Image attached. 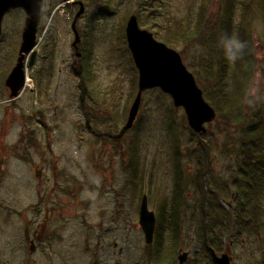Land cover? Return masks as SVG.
<instances>
[{
  "label": "rangeland",
  "instance_id": "rangeland-1",
  "mask_svg": "<svg viewBox=\"0 0 264 264\" xmlns=\"http://www.w3.org/2000/svg\"><path fill=\"white\" fill-rule=\"evenodd\" d=\"M80 1L85 10L76 25L80 59L72 46L75 37L71 28L79 8L63 0H46L37 59L32 67L27 59L26 87L15 100L10 99L5 80L17 62L25 14L13 9L3 18L0 264H158L147 258L150 253L139 225L142 198L147 196L149 210L161 222L175 195H181L179 207L182 204L185 222L180 229V247L173 253V242L162 245L171 251L165 264H177L179 250L193 253L202 229L199 180L204 170L197 174L189 156L179 159L177 152H191L193 133L184 111L175 108L171 97L159 89L142 95L131 130L116 143L106 141L125 125L138 92V71L125 28L129 17L135 15L141 29L180 54L185 49L181 37L195 27L200 13L217 20L218 8L229 0ZM230 1L235 26L231 34L242 30L246 35L250 30L252 40L257 70L247 93L256 108L264 110V27L258 22L264 0ZM153 5L157 12L150 10ZM207 51L211 54L210 72L205 69ZM218 56V49L212 52L203 45L190 49L187 60L182 61L196 80L199 74L206 87L215 89L221 73ZM238 64L239 60L234 65L227 61L230 71ZM209 74L215 77L208 78ZM235 87L241 97L242 82ZM217 107L225 119L227 108L222 104ZM219 125H208L204 138L210 174L216 180L227 178L230 167L228 162L223 164L225 136L219 133L225 130ZM129 156L138 162L141 181L128 167ZM176 164L183 180L181 194H175ZM226 196L229 198V193ZM226 221L238 219L230 214ZM221 240L223 243V237ZM170 251L164 252L170 255ZM228 254L231 264H259L264 256V231L259 238L251 236L245 245L234 246ZM191 257L195 261L196 257Z\"/></svg>",
  "mask_w": 264,
  "mask_h": 264
},
{
  "label": "trees",
  "instance_id": "trees-1",
  "mask_svg": "<svg viewBox=\"0 0 264 264\" xmlns=\"http://www.w3.org/2000/svg\"><path fill=\"white\" fill-rule=\"evenodd\" d=\"M150 10L157 12V7L153 5ZM233 15L234 5L229 0L222 8H218L217 20H214L213 16L205 18L203 13H200V18L195 27L184 33L181 37L185 49L180 52V55L184 62L187 60L188 53L192 48L195 50L196 47H202L204 45L207 49H211L212 52H215V49L219 50L218 61L221 66V73L219 75L220 79L216 83V88L206 87L204 81H202V76L199 74H197L196 81L203 91L204 99L216 109L217 116L215 122L213 121L212 124H221L223 130H225L223 133H219L225 136L224 154L226 158L223 164L226 162L230 164V167L227 168V178L220 177L219 180H216L210 174L209 147L204 141L206 132L199 138L198 134L192 131V138L189 141L190 145H193L191 152H177L179 159L184 155L191 157L192 163L197 167V174L201 170H204L199 180V210L203 218L202 229L198 234V241L192 246L193 252L197 251V255H192L196 259L189 264H213L212 252L215 254L222 252L223 243L221 239L223 236L227 237L230 241L238 242L242 246L243 242H246L251 236H255L260 232L258 228L253 230L247 228L245 224L244 227H241V225H243L246 213L250 215L252 225L253 221H259L261 216L259 210H255L252 206V201L253 198L260 197L264 193V110L257 109V104H254L252 97L247 93L251 80L254 78V72L257 70L254 63V54L251 45L252 40L249 37L250 30L248 34L245 32L246 35L242 30L237 32L238 37L246 41L248 47L244 57L239 60L237 68L233 71H230V67L227 66V60L219 45V40L224 34L232 35L231 30L234 26ZM258 22H261L260 24L264 27V12L258 17ZM251 25L254 26L255 24L250 23ZM144 27L146 28V26ZM153 27L155 28V25ZM164 42L172 45L168 39H165ZM210 58L211 54L207 51L205 69L209 72L212 69ZM201 69H203L202 63ZM214 77L212 74L208 76V78ZM241 82L244 88L241 90L242 96L240 97L238 96L239 90L235 86ZM221 104L228 110L227 117L223 120L217 107ZM120 139H114L111 136L106 141L116 143ZM135 155L136 153L133 154V156ZM131 160L132 156H129L128 167L134 174V178L138 180V172L140 170L138 168V162ZM176 174L175 185L177 187H175V194H181L183 180L179 165L177 164ZM231 192H234L238 200V207L245 208V211L239 212L240 218H237L238 231L236 234L227 226L225 228L223 222L221 223L223 208L221 207L219 198L221 195H228V193L230 195ZM175 196L176 199L171 202V210L166 213L167 217L161 219V222L156 217L153 243L146 246L147 253H150L149 255L147 254V258L154 259L158 264H165L169 256H171L170 249H164L162 245L166 242H173L171 250L175 253L176 248L180 247V241L183 239V234L180 229L184 227L185 221L182 220L184 216L181 210V208L183 209L182 204L181 208L179 207L181 195ZM223 212L224 221L226 222V217H229L230 213L227 211ZM164 251H170V255L165 254Z\"/></svg>",
  "mask_w": 264,
  "mask_h": 264
},
{
  "label": "water",
  "instance_id": "water-1",
  "mask_svg": "<svg viewBox=\"0 0 264 264\" xmlns=\"http://www.w3.org/2000/svg\"><path fill=\"white\" fill-rule=\"evenodd\" d=\"M42 4L43 0H0V37L3 18L10 10L21 9L26 15L17 62L5 80V87L11 100L18 98L26 86L25 66L27 59H29V66L31 67L36 59L35 49L38 44L37 32ZM83 12L84 5L80 3V10L72 23V31L75 37L72 46L79 59L81 55L77 52V45L80 42V36L76 24ZM125 37L138 71V92L128 112L125 125L119 134L113 138L120 139L133 128L139 114L142 95L146 91L154 89H159L171 97L174 107L184 111L188 126L200 138L207 131L206 125H211L217 114L204 99L203 91L198 86L193 74L184 65L180 54L164 43L158 42L152 33L141 29L135 15H131L127 21ZM79 72L83 96L85 87L81 70ZM39 175L37 172V176ZM139 225L146 245H151L156 229V216L154 212L149 210L147 196L142 198ZM213 257L216 264H231L230 258L226 254L222 256L213 254ZM187 259L188 254L180 250L178 262L184 264Z\"/></svg>",
  "mask_w": 264,
  "mask_h": 264
},
{
  "label": "flooded vegetation",
  "instance_id": "flooded-vegetation-1",
  "mask_svg": "<svg viewBox=\"0 0 264 264\" xmlns=\"http://www.w3.org/2000/svg\"><path fill=\"white\" fill-rule=\"evenodd\" d=\"M63 2L66 3V4H69L71 6H73L74 8H79V10H80V3L82 1H80V0H63ZM45 6H46V0H43L42 9H41V18H40V23H39V27H38L37 36L40 34V30L42 29V26H43V19L45 17V13H44ZM83 14H84V12H83ZM81 16L79 17V19L81 18ZM25 18H26V15H25ZM74 19H75V17H74ZM71 28H72V24H71ZM78 50H79V48H78V45H77V52L80 53ZM80 55H81V53H80ZM36 59H37V54H36ZM222 193H223V189H222ZM237 201L238 200L235 197L234 192H231L230 193V197L229 198L226 195H221V197L219 198V202L221 204V207L223 205V207H222L223 208V211L229 212L232 215V217H234V218L235 217L240 218V215H239L238 212L245 211V208L244 207H238V206H236L237 205L236 204ZM252 202H253L252 206L255 208V210H259V213L261 215L260 216V219H259V221H253V225H252L250 215L246 213L245 214V219H244L243 225H241V226L244 227V224H245V225H247V228L253 229V230L256 229V228H258L260 232L257 233V236L259 238L261 236V232L264 231V193L260 197L253 198V201ZM240 208H242V209H240ZM223 211H222L223 217H222L221 223L223 222V224L225 225V228L227 226L228 228H230L233 231L234 234H236L237 231H238L237 230L238 229L237 223L236 222H227V221L225 222L224 221V212ZM223 239H224V242H223V250H222V252L220 254H215V253L212 252V257H213V254L216 255V256H222V255H225L226 254L230 258L229 254H228L229 250H231L232 248H234V246L239 245L238 242L230 241L225 236H223ZM243 244L245 245V242H243L242 245ZM184 253H187L188 254V259H187V261L184 264L191 263V261H192L191 255H197V251H194L193 254L190 253V252H184ZM212 260H213V264H216L215 263V260H214V257H213ZM230 262H231V258H230ZM259 264H264V257H263V260L261 259V261H260Z\"/></svg>",
  "mask_w": 264,
  "mask_h": 264
},
{
  "label": "clouds",
  "instance_id": "clouds-1",
  "mask_svg": "<svg viewBox=\"0 0 264 264\" xmlns=\"http://www.w3.org/2000/svg\"><path fill=\"white\" fill-rule=\"evenodd\" d=\"M219 45L223 51L224 57L231 65H234L238 60L244 57L248 47L247 42L241 40L236 34H224L219 40Z\"/></svg>",
  "mask_w": 264,
  "mask_h": 264
}]
</instances>
